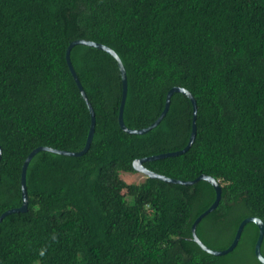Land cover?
<instances>
[{"label": "trees", "instance_id": "1", "mask_svg": "<svg viewBox=\"0 0 264 264\" xmlns=\"http://www.w3.org/2000/svg\"><path fill=\"white\" fill-rule=\"evenodd\" d=\"M77 40L120 57L129 129L151 126L174 87L196 99L190 149L144 166L176 180L218 181L220 203L196 229L207 247L226 250L248 217L264 222V0H0V216L21 207L22 166L34 149L85 147L91 115L66 60ZM70 57L96 116L90 149L32 158L28 210L0 222V264H262L255 223L225 255L193 240L194 221L216 197L208 181L146 176L124 193L135 160L187 146L190 99L174 93L159 125L127 133L117 61L82 44Z\"/></svg>", "mask_w": 264, "mask_h": 264}, {"label": "water", "instance_id": "2", "mask_svg": "<svg viewBox=\"0 0 264 264\" xmlns=\"http://www.w3.org/2000/svg\"><path fill=\"white\" fill-rule=\"evenodd\" d=\"M78 44L91 46V47H95V48L104 50V51L108 52L111 56H113V58L117 61L119 71H120V75H121V79H122V98H121V105H120V110H119V115H118V121H119L120 127L124 131H126L127 133L140 134L141 135V134L147 133L148 131L155 128L157 125H159V123L163 120V118L165 117V115L167 114V112L169 110L170 103H171V97L174 93H177V92L182 93L190 99V101L193 105V124H192L191 136H190V139H189L187 146L183 150H180V151L161 154V155L152 156V157H148V158L137 159L133 163V168L135 169V171L140 172L149 178L159 179V180H162V181L167 182V183L193 185L200 180H205V181H208L209 183H211L215 189L216 197H215L213 204L194 221V223L191 227L193 240L204 251H206L210 254L217 255V256L225 255V254L231 252L237 246V244L241 238V235H242V232H243L245 225L247 223H250V222L255 223L259 229V235H258L256 244H255V255H256L257 259L262 264H264V255L261 252V245H262V242L264 239V222L258 217H248L240 223L232 244L226 250H223V251L213 250V249L207 247L198 237V235L196 233L197 225L206 215H208L209 213H211L212 211H214L217 208V206L220 203L221 197H222V188L215 178H213L211 176H207V175H201L197 179L192 180V181H181V180L172 179V178L166 177L164 175L150 171L149 169H147L144 166V163L146 161H152V160H156V159L172 157V156H177V155L183 154V153L187 152L190 149V147L192 146V144L195 140V137H196V132H197V126H196L197 101L194 98V96L191 94V92L188 91L187 89L180 88V87L172 88L167 94L164 110L162 111V113L158 117V119L151 126L145 128V129H139V130L129 129L128 127H126V125L124 123V117H123L125 103H126V99H127V93H128V80H127L126 69H125L120 57L118 56V54L114 50H112L111 48H109L105 45L95 43L92 41H86V40H77V41L72 42L66 51V60H67L68 67L70 69L71 74L73 75V78H74V80H75V82L79 88V91H80L83 99L87 103V106H88V109H89V112L91 115L90 129H89V134H88V137L86 140L85 147L83 148V150L81 152H76V153L75 152H69V151L55 150V149H52L49 147H38L37 149H34L28 155V157L25 159L24 164L22 166V172H21V190H22V199H23L22 205L19 208L12 209V210H9V211H6L5 213H3L0 216V222L9 214L26 212L28 210V194H27L26 174H27V169H28V166L30 164V161L32 160V158L37 153H39L40 151H48V152H53V153L60 154V155L81 156V155L85 154L90 149V146H91V143H92V140L94 137V132H95L96 116H95L94 109H93L91 103L89 102V100L87 98V94H86V92H85V90H84V88H83V86H82V84H81V82L77 76V73H76V71L72 65V62H71V57H70L71 56V50L75 45H78ZM1 156H2V149L0 146V159H1Z\"/></svg>", "mask_w": 264, "mask_h": 264}, {"label": "rangeland", "instance_id": "3", "mask_svg": "<svg viewBox=\"0 0 264 264\" xmlns=\"http://www.w3.org/2000/svg\"><path fill=\"white\" fill-rule=\"evenodd\" d=\"M123 180L126 183L125 189H124V193L126 194L127 191V186L131 183H140L143 182L146 178V175L137 172V173H125L122 176ZM35 264H40V262H37Z\"/></svg>", "mask_w": 264, "mask_h": 264}, {"label": "clouds", "instance_id": "4", "mask_svg": "<svg viewBox=\"0 0 264 264\" xmlns=\"http://www.w3.org/2000/svg\"><path fill=\"white\" fill-rule=\"evenodd\" d=\"M41 254H43V253H41Z\"/></svg>", "mask_w": 264, "mask_h": 264}]
</instances>
